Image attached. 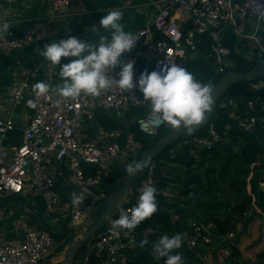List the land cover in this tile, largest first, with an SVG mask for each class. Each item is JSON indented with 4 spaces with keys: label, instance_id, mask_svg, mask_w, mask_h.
<instances>
[{
    "label": "built area",
    "instance_id": "2783aa9c",
    "mask_svg": "<svg viewBox=\"0 0 264 264\" xmlns=\"http://www.w3.org/2000/svg\"><path fill=\"white\" fill-rule=\"evenodd\" d=\"M41 0H0L3 5L16 3L37 4ZM73 0H45L46 12L22 30L10 27L0 35V52L8 53L24 49L30 44L45 39L54 24L64 19ZM230 26L244 48L252 51L244 55L225 46L220 31ZM264 34V0H161L159 9L150 25L133 33L137 40L131 53H124L121 62L134 61V83L143 72L160 71L166 64L183 63L192 59L198 51L199 38L206 35L210 40V59L217 75H226L234 67L232 53L247 59H260L264 53L261 46ZM253 44V47L250 46ZM232 49V50H231ZM48 84L52 85L51 66L45 60ZM119 66L108 69L113 77ZM29 89L24 79L9 96L8 107H13ZM32 116L23 129L16 146H6L5 138L15 125L10 116L0 117V200L32 192L40 196L48 216L60 215L71 229L80 230L91 219L96 210L105 205L111 189L100 188L114 175L111 167L120 161L116 173L137 162L142 144L133 132L107 130L97 126L99 115L111 112L126 113L131 107L145 108L141 118L133 122L137 132L153 138L164 123L151 115L149 101L133 89L131 92L119 88L102 91L98 96L82 93L76 98L64 99L50 92L37 97L32 91ZM230 105V103H229ZM264 124V100L255 99L247 104V111L236 118V127L244 134L252 135ZM97 127V138L90 140L87 129ZM231 125L226 124L222 135L209 125L207 137H192L185 141L195 150H210L231 141ZM261 163L253 173L254 203L252 211L244 215L264 214V140L261 142ZM155 162H149L142 178L126 193V199L117 205L105 225L79 252L73 264H133L135 256L143 254L145 246L159 236L160 229L143 222L134 230H122L118 235L111 232V222L118 219L120 210H130L138 201L142 188L151 184L156 197L167 201L178 200V193L170 188H158L155 181ZM68 172H65V169ZM87 170V171H86ZM83 194L85 199L79 207L70 200L63 201L60 188ZM257 199L263 208L257 206ZM260 210V211H259ZM21 238L15 243H0V264H43L54 248L48 232L27 229L20 225ZM264 228L261 227V237ZM79 236V235H78ZM77 236V237H78ZM182 246L194 254L201 264H231L228 245L236 240L235 233L213 235L206 226L190 224L189 231L181 234ZM147 239L146 245L140 241ZM91 240V239H90ZM214 262V263H213Z\"/></svg>",
    "mask_w": 264,
    "mask_h": 264
},
{
    "label": "trees",
    "instance_id": "16d2710c",
    "mask_svg": "<svg viewBox=\"0 0 264 264\" xmlns=\"http://www.w3.org/2000/svg\"><path fill=\"white\" fill-rule=\"evenodd\" d=\"M261 37V46L264 50V34H261ZM209 55L210 40L203 35L199 38L197 53L192 59L186 60L183 67L192 73L198 82L209 84L213 89L224 75L215 73ZM231 60L234 63L231 72L246 74L259 67L264 61V53L256 60L241 57L233 51ZM259 84L262 85L258 90ZM255 99L264 100V79L232 86L219 100L214 114L206 125L174 142L154 158L157 187L177 191L178 200L167 201L156 197L157 212L145 220L141 227L149 223L158 227L160 234L145 246L143 254L135 256L133 264H164L163 259L157 260L154 257L152 243L165 234L170 237L181 235L189 231L190 224L211 225L213 235L235 233L236 240L228 245L231 264H264V239L256 237L251 240L250 237L249 224L254 217L243 221L244 215L249 213L254 203L252 177L255 167L261 163L262 158V152L256 147L255 139L260 142L264 140V124L259 125L251 136L240 132L236 127V118L243 116L247 111V104ZM145 112V108L131 107L124 113L130 124L129 131L133 132L142 144V152L152 148L173 129L165 122L155 137H145L136 131L133 124ZM226 124L232 127L231 145L219 144L210 150L198 151L191 144H185V141L192 137H207L209 125H213L219 135H222ZM104 125L109 129L121 127L117 123L108 124L107 121ZM191 150L195 151V155L190 157ZM137 160H140V156ZM128 176L126 169H122L112 175L106 184L112 187ZM59 190L61 191V188ZM61 194L62 198L64 196L71 198L72 192L66 188ZM31 219L39 230L48 232L52 237L54 241L52 257L70 247L76 231L69 227L68 222L62 224L60 231H52L51 226L40 216L32 214ZM84 248L85 245L80 252ZM250 248H254L253 256L245 260L243 254L249 252ZM176 251L183 256L184 264H201L184 246Z\"/></svg>",
    "mask_w": 264,
    "mask_h": 264
},
{
    "label": "clouds",
    "instance_id": "9594fccd",
    "mask_svg": "<svg viewBox=\"0 0 264 264\" xmlns=\"http://www.w3.org/2000/svg\"><path fill=\"white\" fill-rule=\"evenodd\" d=\"M123 13L112 10L104 15L97 28L110 32V39L101 36L96 42L78 39L75 36L59 39L45 45L39 53L52 68L60 66L62 84L52 85L37 82L34 91L37 97L50 92L64 99L76 98L82 93L93 97L102 91L119 88L131 92L133 89L150 102L151 115L173 128L184 127L192 130L205 119L214 103L211 85L198 82L192 73L177 64H166L160 71L143 72L134 83V61L121 62L124 53H131L137 40L131 32H126L121 23ZM10 23L0 20V35L8 32ZM62 58L69 62L61 64ZM119 66L120 71L113 77L108 69ZM31 107L36 105L29 101ZM148 167V162H134L126 167V173L134 176ZM85 196L73 192L71 202L74 207L82 205ZM157 212L156 189L145 185L138 201L130 210H120L118 219L111 222V232L118 235L122 230H134L142 222ZM141 245L149 243L147 239ZM182 247V236L163 235L152 243L153 255L164 264H184L183 256L176 250Z\"/></svg>",
    "mask_w": 264,
    "mask_h": 264
},
{
    "label": "crops",
    "instance_id": "0c3cea01",
    "mask_svg": "<svg viewBox=\"0 0 264 264\" xmlns=\"http://www.w3.org/2000/svg\"><path fill=\"white\" fill-rule=\"evenodd\" d=\"M161 0H73L68 15L53 25L49 35L42 41L34 42L24 49L12 51L8 53L0 52V117L10 116L14 122L15 129L9 134L4 144L6 146H16L19 142L23 129L28 124L32 110L29 105L31 101L32 91L37 82L48 83L47 73L45 70V59L39 55L45 45L51 44L68 36H75L78 39L88 40L89 42H96L101 36L110 39V32L103 28H97L92 32L94 27L99 26V22L104 15L109 11L120 10L123 13L121 23L124 25L126 32L132 34L136 31L150 25L154 16L158 12L159 3ZM46 12L45 0H41L37 4L16 3L13 5H3L0 3V20H6L10 23V27L14 26L17 30H22L34 20L44 16ZM220 35L225 45H230L235 49L236 54L238 50L244 55L252 53L251 50L241 46L239 40L234 35L230 26L223 27ZM69 61L62 58L61 64H66ZM52 68V67H51ZM60 66L57 65L52 68V86L62 84V78L59 75ZM24 79L29 81L28 91L21 97V99L11 108L8 107L9 96ZM262 84L257 86L259 90ZM124 113L111 112L105 115H99L97 126L107 130H129V122L126 120ZM117 123L121 125L117 129H109L105 124ZM90 125L87 129V135L90 140L97 138V127L94 125V132ZM249 135V134H247ZM251 136V135H249ZM232 141V139H231ZM231 141L224 144L231 145ZM255 145L260 149L261 143L256 141ZM193 150H191L192 152ZM190 153V152H189ZM120 161L111 165L114 173H116ZM68 172V169H65ZM121 170H119L120 172ZM252 177V190L253 181ZM63 189H61L62 193ZM132 192V191H131ZM254 195V190L252 191ZM129 193V192H128ZM70 198L63 197V201L68 202ZM257 206L263 208L262 202L257 199ZM16 209V210H15ZM252 211V208L251 210ZM260 211V210H259ZM40 216L46 220L50 226L56 225L62 221L60 215L48 216L45 212L44 201L40 196L32 192H24L22 195L13 196L7 199L0 200V243H15L21 236L20 225L25 224L27 229H38L32 222L31 215ZM252 222L249 224L252 228L250 230V237L253 240L256 237H261V227L264 228V214H256ZM89 223V222H88ZM212 234L213 227L206 226ZM249 227V226H248ZM258 229L260 232H255ZM264 236V233H262ZM258 240V239H257ZM254 248L249 249V252L243 254L245 260L251 259ZM142 254V253H141ZM214 263V262H213Z\"/></svg>",
    "mask_w": 264,
    "mask_h": 264
},
{
    "label": "water",
    "instance_id": "95a60500",
    "mask_svg": "<svg viewBox=\"0 0 264 264\" xmlns=\"http://www.w3.org/2000/svg\"><path fill=\"white\" fill-rule=\"evenodd\" d=\"M262 79H264V61L259 65V67L246 74H240L233 71L227 73L212 89L214 103L212 105L211 111L206 114L203 122L192 130L185 129L183 126L173 128L167 136L161 138L152 148L142 152L139 162L143 163L147 161L149 164V162L154 160L155 157L161 154L171 144L206 125L210 117L214 114L219 100L232 86L239 83H252L255 81H260ZM91 128L94 132V125H92ZM144 172L145 168L140 173H137L134 176L129 175L128 177L119 180L111 187L106 197L103 214L98 219V221L94 222L93 220H90L87 225H84L80 229L82 236L79 239L74 238L72 240L70 248L67 250L66 257L62 264H73L82 247L86 245L89 240L92 239L97 234V232L105 225L123 195L128 193L135 187L137 182L142 178Z\"/></svg>",
    "mask_w": 264,
    "mask_h": 264
},
{
    "label": "rangeland",
    "instance_id": "374dc122",
    "mask_svg": "<svg viewBox=\"0 0 264 264\" xmlns=\"http://www.w3.org/2000/svg\"><path fill=\"white\" fill-rule=\"evenodd\" d=\"M250 46L253 47V44L250 43ZM194 155H195V151H192V152L189 153V156H190V157H191V156H194ZM100 188H101L102 190H105V191L109 190V186H108V184H102V185L100 186ZM125 199H126V195L124 194L123 197L121 198V200L118 202V205L123 204V202L125 201ZM15 210H16V209H15ZM103 212H104V205L100 206V207L96 210L94 216H93L91 219H89L88 221H90V220H93L94 222L98 221V219L101 217V215L103 214ZM87 223H88V222H87ZM87 223H86L85 225H87ZM62 224H63V222H59L58 224L51 226L52 231H60L61 228H62ZM251 228H252V227L250 226V229H251ZM75 231H76V232H75L76 235H75L74 238H75V239H79V238L82 236L81 231H80V230H75ZM86 232H87V231H86ZM255 232L259 233L260 231H259L258 229H255ZM78 235H79V236H78ZM77 236H78V237H77ZM69 248H70V247H67L63 253L58 254V255H55V256H53V257H52V255H53V250H52V251H51V254L49 255V258H48V262H49V264H62V262L64 261V259H65V257H66L67 250H68Z\"/></svg>",
    "mask_w": 264,
    "mask_h": 264
}]
</instances>
